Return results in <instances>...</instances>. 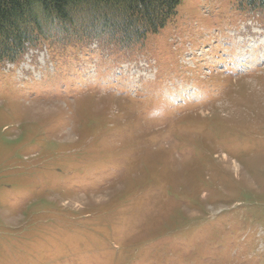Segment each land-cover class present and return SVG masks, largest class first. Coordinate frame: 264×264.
I'll return each instance as SVG.
<instances>
[{
  "label": "rangeland",
  "instance_id": "1",
  "mask_svg": "<svg viewBox=\"0 0 264 264\" xmlns=\"http://www.w3.org/2000/svg\"><path fill=\"white\" fill-rule=\"evenodd\" d=\"M249 6L180 0L145 40L26 42L0 63V264H264Z\"/></svg>",
  "mask_w": 264,
  "mask_h": 264
},
{
  "label": "trees",
  "instance_id": "2",
  "mask_svg": "<svg viewBox=\"0 0 264 264\" xmlns=\"http://www.w3.org/2000/svg\"><path fill=\"white\" fill-rule=\"evenodd\" d=\"M180 0H0V63L16 62L26 42L63 44L71 36L108 34L120 42L157 34ZM264 10V0H245ZM258 10V9H257Z\"/></svg>",
  "mask_w": 264,
  "mask_h": 264
},
{
  "label": "bare ground",
  "instance_id": "3",
  "mask_svg": "<svg viewBox=\"0 0 264 264\" xmlns=\"http://www.w3.org/2000/svg\"><path fill=\"white\" fill-rule=\"evenodd\" d=\"M223 158H225L226 160H228V159H229L228 157H223Z\"/></svg>",
  "mask_w": 264,
  "mask_h": 264
}]
</instances>
